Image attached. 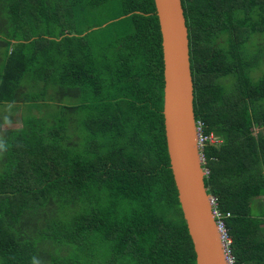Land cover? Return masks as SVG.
Masks as SVG:
<instances>
[{
    "label": "trees",
    "instance_id": "16d2710c",
    "mask_svg": "<svg viewBox=\"0 0 264 264\" xmlns=\"http://www.w3.org/2000/svg\"><path fill=\"white\" fill-rule=\"evenodd\" d=\"M181 5L207 194L264 264V0ZM163 85L153 0H0V264H195Z\"/></svg>",
    "mask_w": 264,
    "mask_h": 264
},
{
    "label": "water",
    "instance_id": "95a60500",
    "mask_svg": "<svg viewBox=\"0 0 264 264\" xmlns=\"http://www.w3.org/2000/svg\"><path fill=\"white\" fill-rule=\"evenodd\" d=\"M163 60V126L177 201L195 264H228L204 184L193 111L188 30L181 0H153Z\"/></svg>",
    "mask_w": 264,
    "mask_h": 264
},
{
    "label": "built area",
    "instance_id": "2783aa9c",
    "mask_svg": "<svg viewBox=\"0 0 264 264\" xmlns=\"http://www.w3.org/2000/svg\"><path fill=\"white\" fill-rule=\"evenodd\" d=\"M196 133H197L198 148H199V150L201 152L203 146L207 142L212 143L211 140L213 139V136L212 135H210L208 137L204 136L202 134V124H201V122H198V121L196 122ZM211 205H212V213L214 215L217 227L219 229V234H220V237H221V241L223 243V249H224V253H225V256H226L227 263L228 264H234V258L232 256L231 250H230L231 239L229 238V236L227 234V230H226V227H225V224H224V221H223L224 216H223V214L221 212H219L216 209V204H215V201H214L213 197H211ZM228 216H229V214L227 213L225 217H228Z\"/></svg>",
    "mask_w": 264,
    "mask_h": 264
},
{
    "label": "clouds",
    "instance_id": "9594fccd",
    "mask_svg": "<svg viewBox=\"0 0 264 264\" xmlns=\"http://www.w3.org/2000/svg\"><path fill=\"white\" fill-rule=\"evenodd\" d=\"M5 122L8 123V124L11 123V121L7 120V119H6ZM7 147H8L7 139L4 136H0V154L6 152L7 151ZM31 264H40V261H39L38 258L33 257L31 259Z\"/></svg>",
    "mask_w": 264,
    "mask_h": 264
},
{
    "label": "rangeland",
    "instance_id": "374dc122",
    "mask_svg": "<svg viewBox=\"0 0 264 264\" xmlns=\"http://www.w3.org/2000/svg\"><path fill=\"white\" fill-rule=\"evenodd\" d=\"M85 25V24H84ZM85 27V26H84ZM23 112H24V108H23ZM4 126H6V127H12V125H9V124H7V125H4ZM21 126V124H20V122H16V124H14L13 125V127H20ZM212 141V143L213 144H218V143H220L219 142V140L217 139V138H215V137H213V139L211 140ZM263 199H260V200H257V202H261ZM263 222H264V216H263Z\"/></svg>",
    "mask_w": 264,
    "mask_h": 264
},
{
    "label": "crops",
    "instance_id": "0c3cea01",
    "mask_svg": "<svg viewBox=\"0 0 264 264\" xmlns=\"http://www.w3.org/2000/svg\"><path fill=\"white\" fill-rule=\"evenodd\" d=\"M0 111H4V116H6V115L8 114V112H9V109H8L7 107H3ZM15 117H16V119H17L18 117H20V113L17 112V111H15ZM12 126H13V125H12Z\"/></svg>",
    "mask_w": 264,
    "mask_h": 264
}]
</instances>
